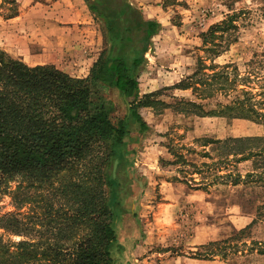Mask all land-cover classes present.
Returning <instances> with one entry per match:
<instances>
[{"label":"trees","instance_id":"trees-1","mask_svg":"<svg viewBox=\"0 0 264 264\" xmlns=\"http://www.w3.org/2000/svg\"><path fill=\"white\" fill-rule=\"evenodd\" d=\"M85 1L104 24L105 39V49L86 78L72 77L55 65L29 66L0 48V184L19 182L13 191L19 212L0 216V229L21 238L0 237V264H135L124 244L129 236L124 238L121 225L131 210L124 205L127 193L120 174L133 171L135 146L149 130L139 109L156 108V103L145 102L154 95L140 98L139 79L161 25L146 19L130 0ZM230 10L203 34V44L210 45L205 48L211 53V65L199 58L197 71L175 87L192 90L196 96V101L176 99L181 104L178 112L249 120L264 127L263 104L256 100L261 93L247 89L253 74L240 77L236 65L213 63L239 41L245 25L240 22L249 20L252 12ZM106 90L122 100L125 112L120 118L113 116L117 103ZM222 92L239 94L224 103L216 97ZM200 141L203 147L216 145L218 179L240 185L242 174L230 167L253 160V170L245 178L262 181L264 135L196 140ZM179 158L177 163L197 167L184 156ZM24 182L30 188L53 189L43 196L47 199L43 219L35 212L27 217L20 212L23 203L35 201L23 190ZM248 228L200 246L194 258L228 262L252 250L264 255V242H251L258 248H249Z\"/></svg>","mask_w":264,"mask_h":264},{"label":"rangeland","instance_id":"rangeland-1","mask_svg":"<svg viewBox=\"0 0 264 264\" xmlns=\"http://www.w3.org/2000/svg\"><path fill=\"white\" fill-rule=\"evenodd\" d=\"M56 1L0 0V48L29 66L57 64V68L70 70L75 78H86L105 49L104 24L91 12L85 22L58 21L62 10L56 7ZM130 2L161 25L146 54L145 77L139 80L143 88L140 98L154 95L145 102L156 103V108L139 109L149 130L135 146L133 171L123 170L120 174L127 193L123 196L124 205L131 210L121 225L124 238L129 236L123 239L130 258L135 264H264V255L255 250L228 262L194 258L200 246L232 238L247 227L245 241L249 248H258L251 242H264V174L260 183L245 178L253 170L250 160L230 167L235 174L237 170L242 174L240 185L218 179L216 145L203 147L204 142H196L259 137L264 135V127L243 119L186 116L178 112L181 104L176 99L196 101V96L192 90H187L190 93L186 95H175L176 90H182L175 87L197 71L199 58L211 65V53L205 48L210 45L203 44V34L231 13L230 9H247L252 12L247 15L249 20L240 22L245 25L240 29L239 41L213 63L236 65L240 77L247 72L253 74L247 89L261 93L256 100L264 108V10L261 9L264 0ZM60 4L66 6L67 1L60 0ZM250 59L252 62H246ZM177 70L184 77L174 85H166L174 82ZM238 94L222 92L216 97L227 103ZM106 95L116 101L113 116L120 118L125 112L122 100L113 91L106 90ZM181 155L197 167L177 163ZM258 172L261 175L263 170ZM166 182L181 188L164 186ZM18 185L16 181L0 184V216L19 212L13 199ZM22 185L26 193L34 195L35 201L23 203L20 212L26 217L35 212L43 219L47 207L43 196L53 189L30 188L26 182ZM39 225L41 230L45 229ZM0 237L5 241L21 239L2 229Z\"/></svg>","mask_w":264,"mask_h":264},{"label":"crops","instance_id":"crops-1","mask_svg":"<svg viewBox=\"0 0 264 264\" xmlns=\"http://www.w3.org/2000/svg\"><path fill=\"white\" fill-rule=\"evenodd\" d=\"M66 1H67V5L66 6L60 4V0H57L56 3H55L56 7H59V9L62 10L60 12V14H58V21L65 22V21L71 20L72 22L76 23V22H80L81 20H83V22H85L87 19H89V16H90L91 13H90V11L88 9V6L86 5L84 0H66ZM145 18L146 19H150V20H154L151 17H146L145 16ZM55 65H57V64H55ZM59 69L64 71V72H66V73H68L71 76H74L72 74V72L70 70H68L67 68L61 67ZM174 72H175V74L171 73V74H174V77H175L174 82L165 83L166 85H174V83H177V82L181 81V79L184 77V74H180V72L178 70L174 71ZM145 73L146 72H143L141 74L140 79H139L140 81L145 77ZM87 75H85L84 77H86ZM76 77H81V76H76ZM140 86H141L140 89L143 90L142 84H140ZM187 93H190V92L187 91V90H176L175 91V95H186ZM212 120L216 121L215 118L212 119ZM164 186H171V187H175V188L176 187L181 188V186H179V185L174 186L170 182H166V185H164Z\"/></svg>","mask_w":264,"mask_h":264},{"label":"water","instance_id":"water-1","mask_svg":"<svg viewBox=\"0 0 264 264\" xmlns=\"http://www.w3.org/2000/svg\"><path fill=\"white\" fill-rule=\"evenodd\" d=\"M128 106H129V104H128ZM117 168H118V161H115V164H114V167H113V176L114 177L116 176Z\"/></svg>","mask_w":264,"mask_h":264}]
</instances>
